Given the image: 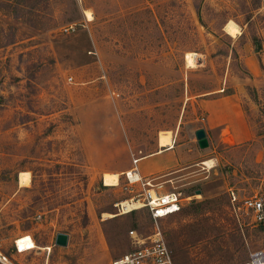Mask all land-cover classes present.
Returning a JSON list of instances; mask_svg holds the SVG:
<instances>
[{"label": "rangeland", "instance_id": "1", "mask_svg": "<svg viewBox=\"0 0 264 264\" xmlns=\"http://www.w3.org/2000/svg\"><path fill=\"white\" fill-rule=\"evenodd\" d=\"M256 42L262 54L264 0H0V264H111L135 245L131 229L147 239L156 227L175 264H238L264 249V226L241 206L264 194V72L245 63ZM217 91L238 96L256 135L192 154L199 99ZM161 133L190 157L163 153L149 176L191 198L157 220L140 206L120 214L124 171L152 170L159 158L133 159Z\"/></svg>", "mask_w": 264, "mask_h": 264}, {"label": "built area", "instance_id": "2", "mask_svg": "<svg viewBox=\"0 0 264 264\" xmlns=\"http://www.w3.org/2000/svg\"><path fill=\"white\" fill-rule=\"evenodd\" d=\"M139 158H134L136 164ZM124 188L132 193L125 200L117 203L119 213L128 211L123 202L135 201L145 207L154 220L179 212L190 196H183L175 190H164L161 182H154L155 176H141L136 166L124 171ZM230 201H238L235 192L229 188ZM241 206L252 213L253 221L264 226V194L253 195L241 199ZM129 234L135 244L131 249L119 254L111 260V264H175L172 250L164 239L159 228L146 238H142L135 230ZM5 259V257H2ZM6 260V259H5ZM238 264H264V249L249 253L246 260Z\"/></svg>", "mask_w": 264, "mask_h": 264}, {"label": "crops", "instance_id": "3", "mask_svg": "<svg viewBox=\"0 0 264 264\" xmlns=\"http://www.w3.org/2000/svg\"><path fill=\"white\" fill-rule=\"evenodd\" d=\"M259 52L260 51L254 50L255 54H259ZM254 53L247 57L245 63L249 72L253 76H261L264 72V51H262V54H259L260 60L255 59L256 55H254ZM220 90L221 89L218 91ZM218 91L216 92L217 94L215 93V96L199 99L200 108L204 114L203 120L205 123L203 125L196 126L194 128V132L198 128H203L208 140V146L206 148H200L195 138L198 151L194 152V148L192 149V154L204 155L214 151V149H224L228 147L230 150H233L242 143L254 139L256 135L255 124L242 109L238 96H236L235 93L221 94ZM182 147V143L172 145L171 138L170 146H164L162 148L160 147L151 154L145 157H140L137 161L142 159H152L154 157L159 158L156 159L157 161H154L152 170L141 176H149L155 174L161 168L163 169L164 166L162 165V158L160 159V157L166 152H174L175 150L178 155V160L180 162H185V160L190 157V154L183 151ZM226 151L227 150L220 153L219 156L224 157ZM213 159L215 158L211 157L210 159H204L201 161V163L207 167H210L211 160Z\"/></svg>", "mask_w": 264, "mask_h": 264}, {"label": "bare ground", "instance_id": "4", "mask_svg": "<svg viewBox=\"0 0 264 264\" xmlns=\"http://www.w3.org/2000/svg\"><path fill=\"white\" fill-rule=\"evenodd\" d=\"M224 29H225L226 33L231 35V36H236L238 33H240L238 28L230 22L225 25ZM186 63L191 67L195 66L196 60H195L194 56L191 54H187L186 55ZM158 144H159V147H161V148L164 146H170L171 145V137L169 136V134L161 133L159 135V138H158ZM117 178H118L117 174H104L103 175V181H104L105 185H116L117 184ZM19 182L22 185L28 184V178H27L25 173L20 174ZM123 205L127 209L125 211H128L130 209H133V208H136L139 206V204L134 202V201L123 202ZM115 215L113 216L112 214H105V217L106 218H112V217H115Z\"/></svg>", "mask_w": 264, "mask_h": 264}, {"label": "water", "instance_id": "5", "mask_svg": "<svg viewBox=\"0 0 264 264\" xmlns=\"http://www.w3.org/2000/svg\"><path fill=\"white\" fill-rule=\"evenodd\" d=\"M195 134V138L197 140L198 146L200 148H206L208 146V140L205 134V130L203 128H198L195 130L194 132ZM201 190L197 189L196 193H200ZM68 242V235L66 233H57L55 236V241L54 243L56 245H61V246H65Z\"/></svg>", "mask_w": 264, "mask_h": 264}, {"label": "trees", "instance_id": "6", "mask_svg": "<svg viewBox=\"0 0 264 264\" xmlns=\"http://www.w3.org/2000/svg\"><path fill=\"white\" fill-rule=\"evenodd\" d=\"M255 44V48H256V50L258 51L261 47H260V43L258 42H256V43H254ZM261 225V224H260Z\"/></svg>", "mask_w": 264, "mask_h": 264}]
</instances>
